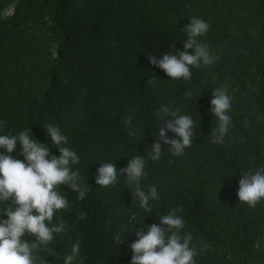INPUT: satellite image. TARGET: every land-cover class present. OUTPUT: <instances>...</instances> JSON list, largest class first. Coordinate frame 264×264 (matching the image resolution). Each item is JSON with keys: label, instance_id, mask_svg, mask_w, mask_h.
<instances>
[{"label": "trees", "instance_id": "trees-1", "mask_svg": "<svg viewBox=\"0 0 264 264\" xmlns=\"http://www.w3.org/2000/svg\"><path fill=\"white\" fill-rule=\"evenodd\" d=\"M193 16L210 25L198 40L215 62L193 68L191 81L170 79L148 57L183 49L181 29ZM152 75L156 83L147 85ZM216 88L232 97L222 144L210 136ZM162 105L191 116L195 135L183 155L162 145L153 161ZM128 116L135 137L123 123ZM47 124L80 157L71 168L87 191L80 200L67 185L57 189L69 208L53 224L64 221L66 231L34 253L37 264H64L77 241L73 264H131L135 231L174 209L184 220L181 235L193 237L196 264H264V200L250 207L237 195L243 172L264 166V0H0V135L27 131L59 156ZM21 147L12 154L23 160ZM137 155L146 162L142 190L155 186L160 196L151 213L133 198L126 174L115 186L96 184L101 163L119 171Z\"/></svg>", "mask_w": 264, "mask_h": 264}, {"label": "clouds", "instance_id": "clouds-1", "mask_svg": "<svg viewBox=\"0 0 264 264\" xmlns=\"http://www.w3.org/2000/svg\"><path fill=\"white\" fill-rule=\"evenodd\" d=\"M209 28L205 20L191 17L190 23L181 29L187 33L183 49L178 50L177 54L165 53L160 59L150 54L149 62L162 69L170 79L191 81L193 68L215 62L208 46L198 40ZM156 79L154 75L150 76L147 85H154ZM184 95L191 97L192 93L189 90ZM212 95L210 111L216 117V127L212 128L210 136L212 143L222 144L231 127L229 110L232 97L222 88L214 89ZM154 115L161 123L159 142L151 145V160L160 159L164 152L162 145L169 146L168 150L175 156L183 155L185 149L192 145L195 135L192 117L178 114L168 105H162ZM168 117L174 119H166ZM123 123L128 129V136L135 137L132 116H128ZM44 127L52 143L58 146L59 156L52 155L46 144L38 142L27 131L15 136L0 135V149H4L0 152V203L8 204V207L0 210V213L7 214V219L0 218V264H37L38 257L34 253L42 245L47 246L52 242L54 234L66 231L64 221L53 224L55 213L69 208L68 198L57 191L59 187L67 185L78 194V199L85 198L87 187H82L85 181L78 171L71 168V165L79 163L80 157L76 151L61 146L67 143L68 138L59 127L52 124ZM168 131L175 133V138L170 139ZM18 142L22 145L23 160L12 154ZM145 163L140 155L130 158L129 163L119 171L114 163H101L97 169L96 184L101 187L115 186L120 176L126 174L125 184L135 186L133 198H137L140 206L151 213L153 207L150 201L159 200L160 196L155 186H150L147 192L141 188V179L146 175ZM237 195L241 203L250 207L264 200V166L255 172H243ZM177 211L174 209L160 216V223L149 225L147 231L143 227L135 231L138 239L129 246L128 259L131 264H196L194 257L198 254L197 248L191 243V234L181 235L185 225ZM80 218L83 219L84 214ZM26 234L35 236V241L25 239ZM116 239L118 243L124 240H120L119 236ZM79 252L80 242L77 241L72 246L71 254L65 257L64 264H73Z\"/></svg>", "mask_w": 264, "mask_h": 264}]
</instances>
